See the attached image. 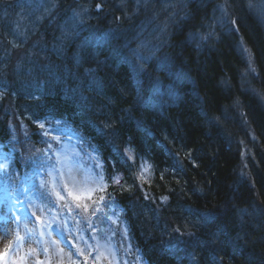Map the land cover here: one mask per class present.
Returning a JSON list of instances; mask_svg holds the SVG:
<instances>
[{
  "label": "trees",
  "instance_id": "1",
  "mask_svg": "<svg viewBox=\"0 0 264 264\" xmlns=\"http://www.w3.org/2000/svg\"><path fill=\"white\" fill-rule=\"evenodd\" d=\"M149 1L0 0V212L12 216L1 201L33 179L50 202L30 205L60 229L111 219L103 254L264 264L263 0ZM219 9L222 23L211 20ZM163 39L175 45L169 62L155 47ZM62 126L78 131L92 175L104 177L96 215L53 192L64 177L45 167L63 153ZM67 254L27 258L65 264ZM103 254L90 261L109 264Z\"/></svg>",
  "mask_w": 264,
  "mask_h": 264
},
{
  "label": "snow or ice",
  "instance_id": "2",
  "mask_svg": "<svg viewBox=\"0 0 264 264\" xmlns=\"http://www.w3.org/2000/svg\"><path fill=\"white\" fill-rule=\"evenodd\" d=\"M97 8H100V5H97ZM233 23H235V21H233ZM40 127L43 128L44 125L41 124ZM63 163L67 168V175L64 177V183L60 186L61 190L58 191L56 189H53V192L56 195L57 199L65 201V206H68L67 198H71L72 201L76 202L77 208H81L85 212H90L91 215H96V213L100 210L98 205L104 201V196H98L95 200L93 199V196L96 193L105 191V187L103 186V175L81 173L80 170L75 167L74 162L71 160H66ZM3 168L4 166L0 165V169ZM61 175L63 176L64 174L61 173ZM112 179L115 183H119L118 178L113 177ZM45 184L46 181L42 179L41 187H43ZM62 192L66 193L67 195H63ZM86 201H90L91 203H87ZM33 215H35V213H33ZM16 219L19 222L22 218L20 216H17ZM177 231H179V229H177ZM0 235H3L5 237L9 235V231L6 226L3 228V231H0ZM23 240L24 237H21L18 232H15L13 234V239L8 241V244L5 245L2 252H0V255L9 251L14 252L20 246ZM44 251L48 252V249H44ZM27 255L28 254H25V256H21L16 264H26ZM112 255L115 254L111 253L107 255L109 264H111Z\"/></svg>",
  "mask_w": 264,
  "mask_h": 264
},
{
  "label": "rangeland",
  "instance_id": "3",
  "mask_svg": "<svg viewBox=\"0 0 264 264\" xmlns=\"http://www.w3.org/2000/svg\"><path fill=\"white\" fill-rule=\"evenodd\" d=\"M146 1H149V0H133V2H131V6H132V8L134 10H138V8H141V7L145 10L146 9V6H147L146 5ZM149 3L151 4L150 1H149ZM159 6H161V3L159 4ZM161 7L162 8H160V11H162V10L165 9V6H161ZM258 8L260 10V17H261V20L260 21H261V23L263 21V27H264V20L262 19V16L264 15V0H263V6H262V3L261 4H258ZM220 10L221 9H219L217 11L216 16L213 19H211V20H215L216 23H218V22H221V23L224 22V16L225 15ZM257 12H258V10H257ZM159 66H161V65H159ZM171 75H173L172 72H171ZM139 101L142 102V103L144 102V100H142L141 98H139ZM66 160H67V157L66 156H63V161H66ZM68 160L73 161L75 167L77 169H79L81 173H89V171L87 169L89 163L79 153H74L73 156L71 158H69ZM63 168L65 169L66 175H67V168L64 165V163H63ZM100 223H101V219L98 220V223L94 227V230L92 231V233L93 234H97L98 236L104 237L105 232L103 231V229L101 227H99V224ZM3 228H4V225L2 224V226L0 227V231H3ZM10 231H11V234H9L7 237H5L3 235H0V252H2V250L5 247V245L8 244V241L13 239V234L15 232H18V231H16L14 229V227L12 225H10ZM21 237H24V240L22 241V243H23L25 241V239L27 238V235H25V234L22 233L21 234ZM49 238L52 239V240H55L56 239V236L51 234ZM22 243L20 244V246L13 253L10 254V252H7V253H3L2 255H0V262L2 264H10V260L12 258L16 257L17 252L20 251V249L22 248ZM43 244L46 246V249H47V245H46L45 241L43 242ZM25 247L27 249V244H26Z\"/></svg>",
  "mask_w": 264,
  "mask_h": 264
},
{
  "label": "bare ground",
  "instance_id": "4",
  "mask_svg": "<svg viewBox=\"0 0 264 264\" xmlns=\"http://www.w3.org/2000/svg\"><path fill=\"white\" fill-rule=\"evenodd\" d=\"M33 1H37V0H33ZM39 1H43V0H39ZM75 1H79V0H75ZM161 17H163V16H161ZM160 17V18H161ZM166 40L165 39H163L162 40V42H160L159 43V41H157V44H156V48H159L158 50H157V53H159L160 54V57L163 59V60H165L166 62H169V60L171 61V59H170V56H167L168 54H169V52H170V50H171V48H173V46H175V45H173L172 44V42L169 40V42H168V44L166 45ZM160 45H166V46H164V47H162V48H160ZM165 47H166V49H165ZM171 47V48H170ZM161 52H163L162 54H161ZM161 58H159L158 60L159 61H161ZM172 58V57H171ZM165 67H169V64H167V65H165ZM164 67V68H165ZM167 77H168V75H169V73H164ZM181 75H179V77H180ZM164 84H165V82H163ZM125 126V125H124ZM159 154V153H158ZM248 234L249 235H251V233L250 232H248Z\"/></svg>",
  "mask_w": 264,
  "mask_h": 264
}]
</instances>
